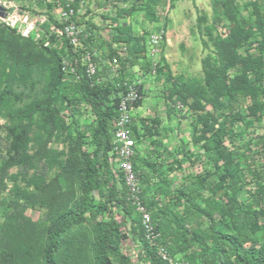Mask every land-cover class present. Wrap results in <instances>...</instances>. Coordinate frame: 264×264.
<instances>
[{
    "label": "rangeland",
    "instance_id": "rangeland-1",
    "mask_svg": "<svg viewBox=\"0 0 264 264\" xmlns=\"http://www.w3.org/2000/svg\"><path fill=\"white\" fill-rule=\"evenodd\" d=\"M8 1V17L0 19V50L25 53L33 57L40 70L37 86L17 71L15 89L24 93V102H18L23 126L16 124L17 115H0V231L2 228L16 232L19 221L12 215L13 192L37 193L43 183L58 180L67 190L74 188L80 196L75 170L68 164V133L75 123L84 139V149L93 151L91 129L96 117L81 93L82 68L86 61L74 56L65 42L61 26L53 14L50 0H3ZM137 11L130 18L119 20L117 25L132 27L141 41L142 52L139 63L129 71L119 67L110 69L108 83L113 96L116 88L124 83H133L141 88V105L133 112L137 132L136 169L145 198L157 203L167 212L173 229L178 224L187 228L207 229V224L197 214L188 216L186 200L180 189L195 191L204 198L210 197L208 184H217L223 179V168L216 165L204 148L203 130L216 126L218 113L212 96L213 74L219 59L216 44L229 35L226 21L216 22L219 14L234 11L239 21L251 29L253 34L242 49L259 53L264 41V0H130ZM30 16L27 24L20 19ZM90 18V43L93 57L105 65L111 53V37L117 25H100L110 14H87ZM33 21H37L33 24ZM85 31L87 25H77ZM158 44L153 52V39ZM46 51L60 55L64 72V93L69 99L66 109L56 119L59 123L47 127V136L33 139L34 132L41 126L32 119L43 112L55 118V109L47 104L42 91V73L52 62ZM86 49L83 54H87ZM264 57V51L262 52ZM36 57V58H35ZM78 59L77 63L75 59ZM104 79V81L106 80ZM264 82V81H263ZM24 84L26 86H24ZM120 94L118 95V97ZM235 115L238 122L235 136L226 145L235 154L241 172L242 188L238 200L242 208L258 221L261 232L256 235L264 244V94L260 110L254 114L251 102L242 100ZM43 136L44 130L39 129ZM29 141L27 147L22 142ZM18 159L19 164L10 166ZM163 192V193H162ZM167 195H165V194ZM224 201V196H217ZM38 229H46L49 219L46 210L37 206L22 211ZM172 214L177 216L174 221ZM135 213L131 216L134 218ZM122 221L121 217H117ZM100 220H108L101 215ZM188 222V224H187ZM131 223V222H130ZM203 224V225H201ZM130 226V224H129ZM92 223L87 221V231ZM208 241V242H207ZM210 245V239L206 240ZM261 245H259L261 247ZM206 247L198 246V250ZM122 251L138 262L139 248L126 240ZM180 257V256H178ZM117 264V263H116Z\"/></svg>",
    "mask_w": 264,
    "mask_h": 264
},
{
    "label": "trees",
    "instance_id": "trees-1",
    "mask_svg": "<svg viewBox=\"0 0 264 264\" xmlns=\"http://www.w3.org/2000/svg\"><path fill=\"white\" fill-rule=\"evenodd\" d=\"M111 2V16L104 19L112 25L130 18L138 10L134 5L130 6V0ZM80 3L81 0L75 3V10H79ZM126 4L129 8L124 7ZM106 5V1L98 2L101 9ZM235 14L234 11L226 10L215 19L216 22H228L230 33L216 44L219 66L213 74L212 96L218 113L217 127L203 130L204 148L213 162L222 166L225 175L219 183L207 185L211 194L209 198L192 190L180 189L187 203L185 210L188 216L197 214L207 224V229L200 230L201 226L198 229L187 228L179 224L177 229H173L167 212L160 209L156 202L145 198L142 192L143 204L150 213L157 236L155 243H151L146 238L142 217L131 202L123 177L115 169L113 125L118 117L125 87L123 84L121 88H116L114 93L117 96L111 101L113 93L106 78L109 70L113 69V57L117 58V66L126 72L138 65L142 52L141 41L135 36L132 27L117 25L111 37V53L105 65L94 58V63L100 67L95 75L86 74L85 68H82L81 93L91 107L96 122L91 129L93 151L84 149L83 136L75 123L73 130L68 133V164L75 170L80 196H76L73 187L72 190L61 187L58 180L41 184L37 193L22 191V200L19 198L21 190L15 187L13 192L16 199L11 206L12 215L18 216L19 225L15 233L7 228L0 231V264H264V244L261 245L256 238L262 229L258 227L255 217L246 214L238 200L242 188L241 172L235 154L226 145L235 136L238 122L235 112L241 101L249 100L255 115L260 110L264 94V41L260 43L257 54L243 51L253 32ZM74 20H77V15ZM80 24L87 25L80 36L81 43L93 54L90 47L92 24L84 20ZM64 40L68 44L65 37ZM120 45L126 50L121 56L114 48ZM69 49L75 56L70 46ZM45 52L52 65L42 73L44 85L37 97L39 100L46 95L48 106L55 109V118L41 111L32 119L34 123L41 124L34 132V140L47 136L50 124L55 126L59 123L56 118L63 113L69 102L64 93L60 55ZM32 59L25 53L0 50V115L18 114L16 124L21 126L24 117L17 104L22 102L25 108L27 103L23 100L24 93L15 89V77L17 71L20 75L24 74L35 89L40 79V68ZM139 91L142 96L141 88ZM140 105L141 100L135 104V110ZM40 128L44 130L43 136L40 135ZM131 129L132 137L137 142L134 118ZM28 142H22L24 149ZM136 155L133 164L139 177ZM18 164V159L10 162V166ZM220 195L225 198L221 203L216 198ZM29 206L46 210V217L50 221L46 229H38L24 216L22 211ZM133 213L136 214L134 218L131 217ZM101 215L108 216V220H100ZM171 215L177 222V216ZM118 216L122 221L118 220ZM87 221L92 223L91 232L87 231ZM207 239H210V245H207ZM126 240H131L139 248L138 262L123 253ZM203 244L206 247L198 250V246ZM159 249H163L172 263L160 255Z\"/></svg>",
    "mask_w": 264,
    "mask_h": 264
},
{
    "label": "built area",
    "instance_id": "built-area-1",
    "mask_svg": "<svg viewBox=\"0 0 264 264\" xmlns=\"http://www.w3.org/2000/svg\"><path fill=\"white\" fill-rule=\"evenodd\" d=\"M78 0H50L53 4L56 20L61 26L62 35L67 39L68 45L73 49L75 56L81 57L82 61H86L85 72L88 75H95L97 69H99L98 63H94L93 54H81L86 48L82 45L80 36L83 33L77 25L80 24L81 20L90 23V18L86 16L87 14H93L95 12L102 14H110L113 10L112 0H81L79 10H75L74 5ZM106 1L107 5L101 9L98 6V2ZM8 1L0 0V19L5 21V17H8ZM117 5V3H114ZM124 7L129 8V5H124ZM77 15V20L74 17ZM30 16H26L23 20L20 19L22 24H27ZM105 18V17H104ZM102 19L100 25H112L108 20ZM37 21H33L36 24ZM154 50L156 45L159 43L158 39H153ZM119 52V55H124L126 51L125 48L120 46H114ZM78 59H75L77 63ZM113 69L118 68L117 58L113 57L112 62ZM125 92L121 98L118 117L113 125V145H114V163L115 169L121 173L123 180L128 188L131 202L135 207L137 213L142 217V225L145 230L146 238L151 243H155L157 236L154 233V228L151 221L150 213L147 211L146 207L142 201V189L139 182V177L134 169L133 159L136 155V142L132 137V122H133V112L135 111V104L142 99L139 88L133 83H124ZM160 255L167 261V255L163 249H159ZM172 263V262H171Z\"/></svg>",
    "mask_w": 264,
    "mask_h": 264
}]
</instances>
